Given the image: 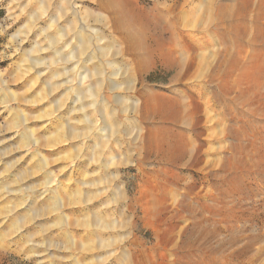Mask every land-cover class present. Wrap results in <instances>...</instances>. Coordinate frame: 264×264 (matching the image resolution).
<instances>
[{"label":"rangeland","instance_id":"374dc122","mask_svg":"<svg viewBox=\"0 0 264 264\" xmlns=\"http://www.w3.org/2000/svg\"><path fill=\"white\" fill-rule=\"evenodd\" d=\"M43 1L0 0V264H264V0H118L145 63Z\"/></svg>","mask_w":264,"mask_h":264},{"label":"bare ground","instance_id":"6f19581e","mask_svg":"<svg viewBox=\"0 0 264 264\" xmlns=\"http://www.w3.org/2000/svg\"><path fill=\"white\" fill-rule=\"evenodd\" d=\"M56 1V0H55ZM101 1H103V0H100L99 1V4H98V6H100L104 11H106V12H108L110 15H112V17H113V20H114V22H115V24L117 25V27H118V29L121 31V32H123L125 35H127L128 36V39H129V41L130 42H132V41H134L135 42V48H134V51H135V53L138 55V60H139V62H141V63H145L144 62V60H145V58L143 57V53H142V50H145V47H146V45L144 44V37L141 35V34H139V33H137V32H133L132 31V29H131V26L132 25H134L135 24V22H133L132 20H134L135 21V16L131 13V12H129V11H127V10H125V8H123V7H120L119 6V1L118 0H105V2L104 3H102ZM45 2H47L46 0H45ZM54 2V1H53ZM39 3H40V5H41V7L43 8V9H41V10H43V13L44 12H48L47 10H49V6H51V3L50 4H48V3H44V1L43 0H39ZM44 4H47V6L45 7L44 6ZM66 4H67V7H65V8H62V7H64V6H62L61 5V3L60 4H58V5H60V6H62V7H59V9H58V11L59 12H61V14L59 13H57L58 15H60V16H54V15H52V13H51V21L53 22V23H55L58 27H59V23H60V19L61 18H65V15H66V13H68L69 12V14L72 16V17H77L78 19H80V21H81V17H80V15H79V12L76 10V5H77V3L74 1V0H72V1H66ZM57 10V9H56ZM42 13V14H43ZM45 14V13H44ZM47 14V13H46ZM44 16V15H43ZM62 20H64V19H62ZM37 21V20H36ZM66 21V20H65ZM64 22V21H63ZM83 27V26H82ZM81 27V28H82ZM84 28H85V26H84ZM86 29V28H85ZM89 29V28H88ZM89 30H91V29H89ZM94 30V29H93ZM60 31H63V29H61V28H59V31H58V34H59V32ZM66 31V30H65ZM70 31V36L75 40V43H76V45H72L73 46V48L71 49V50H74L73 51V54L71 53V55H73V57H76L78 54H84V55H86V52H87V45L85 44V42L82 40V38H81V35L79 34V32L81 31L80 30V28H79V26L76 28V26L74 25V26H71V30H69ZM95 32H98L96 29H95ZM46 33H47V31H46ZM62 33V32H61ZM94 33V32H93ZM27 34V33H26ZM57 34V33H56ZM57 34V35H58ZM90 34V33H89ZM56 35V36H57ZM67 35H68V33H65V32H63L62 34H61V36H63V37H67ZM92 35H94L96 38H97V35L98 34H96V33H94V34H92ZM47 36V38H48V41H49V44H51L52 46H49L50 48L51 47H53V46H57V44H56V39L54 38V36H50V35H46ZM90 36V35H89ZM88 36V37H89ZM90 37H92V36H90ZM73 39H71V40H73ZM91 39V38H90ZM22 41V40H21ZM68 41V40H67ZM61 43V42H60ZM71 44V43H70ZM21 45V44H20ZM38 46V45H37ZM95 47H98V46H95ZM55 48V47H54ZM78 48V49H77ZM40 49V48H39ZM41 50V49H40ZM53 50V49H52ZM51 50V51H52ZM55 51H56V49H55ZM53 52V51H52ZM71 52V51H70ZM58 54V53H57ZM100 54V53H99ZM101 54H102V52H101ZM52 55H53V53H52ZM59 55V54H58ZM64 55V54H63ZM69 55V54H68ZM64 61H66V59H65V57L64 56H62L61 54L59 55ZM102 56V55H101ZM100 56V57H101ZM38 57V56H37ZM58 57V56H57ZM80 58V57H79ZM56 59V58H55ZM100 59V58H99ZM40 60V59H39ZM77 60V59H76ZM83 60V59H82ZM37 59H34V63L35 64H38L37 63ZM59 61V60H58ZM69 61V60H68ZM78 61V60H77ZM41 64V63H40ZM80 64H81V62H80ZM50 65V64H49ZM55 65V64H54ZM52 67H53V65H51ZM77 66H79V65H77ZM75 67H76V65H75ZM74 67V68H75ZM80 67V66H79ZM79 67H78V69H79ZM105 67V66H104ZM107 68V67H106ZM77 69V68H76ZM106 70V69H105ZM79 74V73H78ZM83 74V73H82ZM81 74V75H82ZM80 76V75H79ZM84 76V75H83ZM88 76V75H87ZM113 77L114 78V76H116L115 74H113V73H110V74H108V77H106V79H108V83H110V84H115V81H110V77ZM97 77V76H96ZM122 77V76H121ZM100 78H101V76H100ZM87 79V78H86ZM117 79V78H116ZM79 80V79H78ZM83 80V79H82ZM102 80H103V78H102ZM80 81V80H79ZM104 81V80H103ZM81 82V81H80ZM106 82H107V80H106ZM102 83V82H101ZM116 83H118V82H116ZM127 83V82H126ZM128 84H131L130 82H128ZM116 85V84H115ZM54 86V85H53ZM114 86V85H113ZM119 86V85H118ZM111 87V86H110ZM129 87V86H128ZM78 93H80V91L78 92ZM80 96V95H79ZM83 96V95H82ZM71 135H73V134H71ZM76 137V136H75Z\"/></svg>","mask_w":264,"mask_h":264}]
</instances>
